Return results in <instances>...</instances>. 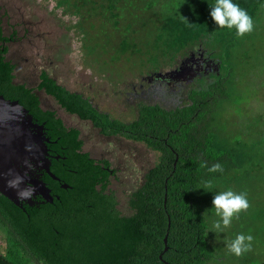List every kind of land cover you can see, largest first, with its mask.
<instances>
[{"label":"rangeland","instance_id":"374dc122","mask_svg":"<svg viewBox=\"0 0 264 264\" xmlns=\"http://www.w3.org/2000/svg\"><path fill=\"white\" fill-rule=\"evenodd\" d=\"M124 2L126 8L116 13L99 6L108 4L107 0H0L2 32L14 31L5 55L15 65L14 82L34 88L43 108L55 110L66 126L76 127L82 150L110 162L115 172L109 177L108 189L120 213L129 215V196L143 182L157 154L140 142L104 136L89 121L66 112L50 95L36 89L39 71L45 70L58 84L123 122L136 117L139 104L181 106L188 103L189 90L205 86L215 77H228L231 96L218 103L214 140L237 155L238 166L216 187L200 190L195 196L208 216L207 239L214 250L212 260L205 264H264V1L253 13L247 12L253 31L242 37L235 27L213 30L216 23L204 11L200 20L190 24L173 22L169 32L174 37L168 34L166 39H159L164 32V8L147 18L142 2ZM173 7V1L167 0L166 10ZM200 50L213 59L211 71L171 82L156 77L174 75L190 52ZM224 191L246 192L250 205L247 211L234 214L227 228L212 205L214 196ZM217 221L222 232L214 227ZM241 234L253 237L251 250L236 256L228 245ZM7 250L6 231L0 228V251L7 258L17 264H44L26 262L22 255Z\"/></svg>","mask_w":264,"mask_h":264},{"label":"trees","instance_id":"16d2710c","mask_svg":"<svg viewBox=\"0 0 264 264\" xmlns=\"http://www.w3.org/2000/svg\"><path fill=\"white\" fill-rule=\"evenodd\" d=\"M124 1L107 0L108 4L99 6L118 13L126 8ZM138 1L144 5L147 18L165 9L164 32L159 39L174 37L169 32L173 22L190 24L215 6L213 0H209L210 5L208 0H172L174 7L167 11V0ZM263 1L232 0L252 13ZM13 39V35L3 34L0 26V94L17 100L43 125L50 140L46 145L50 172L57 179L46 173L41 177L52 202L37 197L32 205L22 203L19 207L0 194V228L6 231L7 253L14 250L26 262L44 264H205L212 260L208 216L195 196L200 190L216 187L238 166L237 155L214 140L218 103L231 96L228 77L218 76L189 90L188 103L181 106L139 104L136 117L123 122L99 111L82 94L58 84L45 70L39 71L36 89L50 95L66 112L89 121L104 136L140 142L157 154L143 182L129 196L131 214L122 215L108 189L109 177L115 172L110 162L82 150L80 131L66 126L55 110L43 108L34 88L13 82L15 65L5 57L7 42ZM216 163L223 166L222 173L208 171ZM16 261L0 251V264Z\"/></svg>","mask_w":264,"mask_h":264},{"label":"water","instance_id":"95a60500","mask_svg":"<svg viewBox=\"0 0 264 264\" xmlns=\"http://www.w3.org/2000/svg\"><path fill=\"white\" fill-rule=\"evenodd\" d=\"M180 76H184L181 74V66L175 75L164 73L156 77H169L172 80ZM49 142V138L44 135L43 125L34 121L25 107L17 100L6 99L0 94V194L14 205L22 207L20 200L32 205L31 197L35 194L40 195L43 201L52 202L50 189L38 174L31 171L32 163L39 161L41 169L57 179L49 168L51 162L47 157L46 146ZM61 186L69 187L67 184ZM19 193H23L24 198ZM166 241L165 236L164 244Z\"/></svg>","mask_w":264,"mask_h":264},{"label":"clouds","instance_id":"9594fccd","mask_svg":"<svg viewBox=\"0 0 264 264\" xmlns=\"http://www.w3.org/2000/svg\"><path fill=\"white\" fill-rule=\"evenodd\" d=\"M210 16L219 28L227 27L229 29L235 27L237 36L242 37L245 33L253 31V22L247 12L234 4L232 0H216V4L210 7ZM207 167V165H204ZM209 172H223V166L219 163L213 164L208 168ZM210 186V185H207ZM34 191V190H33ZM24 198L23 193L18 194ZM30 198V197H29ZM213 208L218 216L221 217L223 227L227 228L231 224L234 214L241 211H247L250 207L247 200V193L236 194L233 191H224L217 193L212 200ZM218 231H223L220 221L214 224ZM253 237L243 234L238 235L229 245L228 249L236 256H241L243 253L251 250V241ZM247 241V243H246Z\"/></svg>","mask_w":264,"mask_h":264},{"label":"flooded vegetation","instance_id":"af4514ba","mask_svg":"<svg viewBox=\"0 0 264 264\" xmlns=\"http://www.w3.org/2000/svg\"><path fill=\"white\" fill-rule=\"evenodd\" d=\"M1 30H2V27H1ZM13 32L14 31H12L11 34H8V35H5V36L12 35ZM11 41H14V39L11 40ZM203 52H204L203 50H200L199 52H196V54L194 52H190V55L188 57H186L180 63L181 74L184 75V77H185V75H188V77H189L190 74L194 75L196 73H200V72H204V71H206V72L207 71H211L214 68L215 65H214L213 59L211 57L205 56ZM175 74H177V73H174V75ZM180 77H182V76H180ZM158 79H161V80H164V81H167V82H171L173 80V79L169 80V77L158 78ZM174 80H181V79L174 78ZM31 171L35 172L36 174H38L40 176V178L45 173L43 171V169H41V163L39 161L32 163ZM37 197L42 198L38 194L33 195L31 198L33 200V199H36ZM20 203H25V202L20 200Z\"/></svg>","mask_w":264,"mask_h":264},{"label":"crops","instance_id":"0c3cea01","mask_svg":"<svg viewBox=\"0 0 264 264\" xmlns=\"http://www.w3.org/2000/svg\"><path fill=\"white\" fill-rule=\"evenodd\" d=\"M14 70H15V67H14ZM14 70H13V75H14ZM14 77V76H13ZM14 79L15 77L13 78V82H14ZM15 83H23V82H15ZM38 83V82H37ZM24 84V83H23ZM27 86V85H26ZM28 87H31V86H28ZM41 104V103H40Z\"/></svg>","mask_w":264,"mask_h":264}]
</instances>
